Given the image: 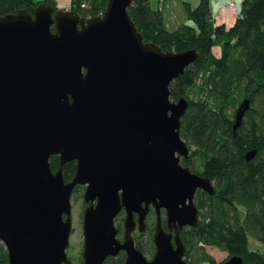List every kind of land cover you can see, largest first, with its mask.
Wrapping results in <instances>:
<instances>
[{"label":"water","instance_id":"95a60500","mask_svg":"<svg viewBox=\"0 0 264 264\" xmlns=\"http://www.w3.org/2000/svg\"><path fill=\"white\" fill-rule=\"evenodd\" d=\"M131 1L107 0L104 12L91 16L51 1L0 15V239L7 264H72L78 182L88 201L83 264H103L121 249L124 264H193L183 256L180 229L199 221L197 189L215 186L209 174L181 162L190 152L180 134L188 98H171L169 85L198 50L145 40ZM250 104L248 96L238 104L234 130ZM72 159L76 170L66 179L63 164ZM151 205L156 249L148 257L133 231L145 229ZM123 208L120 237L115 216ZM241 260L232 253L223 264Z\"/></svg>","mask_w":264,"mask_h":264},{"label":"trees","instance_id":"16d2710c","mask_svg":"<svg viewBox=\"0 0 264 264\" xmlns=\"http://www.w3.org/2000/svg\"><path fill=\"white\" fill-rule=\"evenodd\" d=\"M41 1L0 0V15L21 8L32 11ZM45 1L59 8L56 0ZM180 2L192 21L183 20L173 28L167 24L161 3L132 0L128 11L145 40H153L163 49L198 50L169 85L171 98H188L180 134L190 152L181 162L193 171L209 174L215 186L214 192L198 188L195 193L199 221L180 230L185 256L193 264L201 260L223 264L226 257L218 260L206 248V244H214L226 249L227 255L241 254L238 264H264V0H242L229 26L214 24L210 0H198L194 6L187 0ZM106 4L107 0H70L69 7L91 16L103 13ZM216 43L221 46L219 55L212 50ZM246 96L250 107L234 130L235 111ZM251 148L256 153L247 159L245 153ZM50 163L54 170L58 168L56 153L51 154ZM75 168V160L64 162V177L71 178ZM155 222L156 217L147 220V228L134 234L142 250L152 245ZM250 235L261 244L250 245ZM124 262L125 250L121 249L109 254L103 264ZM7 263V248L0 239V264ZM72 264H83V259Z\"/></svg>","mask_w":264,"mask_h":264},{"label":"rangeland","instance_id":"374dc122","mask_svg":"<svg viewBox=\"0 0 264 264\" xmlns=\"http://www.w3.org/2000/svg\"><path fill=\"white\" fill-rule=\"evenodd\" d=\"M42 1H45V0H42ZM165 1L164 0H151L153 5H159L160 3L161 5H163V7L165 8L167 24L170 28L176 27L183 20L192 21L191 19L187 18L184 7L181 4L180 0H171V1L168 0V4H166L167 2ZM236 1H237V4L239 5L238 7V11H239V9L241 8L242 0H236ZM56 4L59 6V8H66V9L70 8L69 7L70 0H56ZM228 4L229 6H231V8L233 9L235 8V6L230 4V2ZM212 18L214 21V17ZM230 23L228 24V26L230 25ZM219 48H220L219 43L218 44L216 43V45L214 44V51H218ZM194 163H195V166H197L196 160H194ZM84 187H85V183H81V182L76 183L74 185L72 196H71L72 230L70 233V241H69L67 250H68L69 255L72 257L73 262H79L81 261V258H82V246H83V241H84L83 212H84L85 205L88 203V201H86L83 196ZM155 214H156L155 210L152 208L149 215L147 216V220L149 222L154 221ZM124 216H125V210H122V209L115 216V223L119 227L118 236L120 237L123 236ZM249 238H250V245L255 246V245L261 244L259 240H257L255 237L250 235ZM148 248H146L147 253L153 252V250H149ZM206 248L208 251L212 252L218 260L228 256L227 255L228 251L226 249L220 248L217 245L206 244ZM196 264H211V263L208 260H201L197 262Z\"/></svg>","mask_w":264,"mask_h":264},{"label":"crops","instance_id":"0c3cea01","mask_svg":"<svg viewBox=\"0 0 264 264\" xmlns=\"http://www.w3.org/2000/svg\"><path fill=\"white\" fill-rule=\"evenodd\" d=\"M187 1H189L193 6L198 2V0H187ZM210 1H211L212 17H214V24L224 23L226 26H228V24L232 21L230 23L231 25L234 22L235 18L237 17L236 15L238 14L239 5L237 4V1L234 0L235 2L234 9L231 8V6H229L228 4L231 0H210ZM165 2H167L166 4H168V0H166ZM212 50L214 53L219 55L221 53V46L218 51H214V44H213Z\"/></svg>","mask_w":264,"mask_h":264},{"label":"flooded vegetation","instance_id":"af4514ba","mask_svg":"<svg viewBox=\"0 0 264 264\" xmlns=\"http://www.w3.org/2000/svg\"><path fill=\"white\" fill-rule=\"evenodd\" d=\"M182 157H185V156H182ZM182 157H181V159H182ZM72 160H75V159H72ZM75 162H76V160H75ZM76 170V169H75ZM154 209V207L151 205L150 206V208H149V210H148V213H147V216L149 215V213H150V211H151V209ZM122 210H124V208L122 209ZM155 210V209H154ZM156 213V212H155ZM161 213H162V224H163V226L166 228V229H169V226H168V223H167V220H166V211H165V208H163L162 207V209H161ZM135 215H137V213H135ZM155 217H156V214H155ZM156 223V222H155ZM147 228V217H146V227H145V229ZM144 229V230H145ZM144 230H142V231H140L137 227L134 229V231H133V233L134 234H139L140 232H143ZM181 230V229H180ZM153 231H154V229H153ZM172 231L174 232L175 231V229L174 228H172ZM181 234V233H180ZM173 239V241H174V238H172ZM152 245L150 246V248H149V250H153V252H151V253H147V251L146 250H143L145 253H146V255L148 256V257H151L153 254H154V252H155V249H156V244H155V241H154V237L152 236ZM182 240H183V242H184V244H185V249H184V253H183V256H184V258L185 259H187L189 262H191L190 261V259H188V258H186V256H185V250H186V243H185V241H184V239L182 238ZM175 242V241H174ZM192 263V262H191Z\"/></svg>","mask_w":264,"mask_h":264},{"label":"built area","instance_id":"2783aa9c","mask_svg":"<svg viewBox=\"0 0 264 264\" xmlns=\"http://www.w3.org/2000/svg\"><path fill=\"white\" fill-rule=\"evenodd\" d=\"M234 1L233 0H231L230 1V4H232V5H234L235 6V2L233 3Z\"/></svg>","mask_w":264,"mask_h":264}]
</instances>
